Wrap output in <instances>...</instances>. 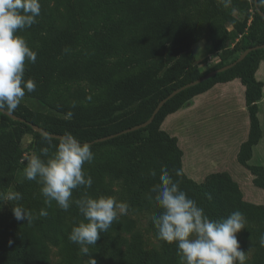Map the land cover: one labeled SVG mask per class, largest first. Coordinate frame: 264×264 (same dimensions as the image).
I'll return each instance as SVG.
<instances>
[{
  "label": "trees",
  "instance_id": "trees-1",
  "mask_svg": "<svg viewBox=\"0 0 264 264\" xmlns=\"http://www.w3.org/2000/svg\"><path fill=\"white\" fill-rule=\"evenodd\" d=\"M40 4L37 23L18 35L37 53L36 62L25 65V79H34L37 88L25 97L36 98L48 111L21 102L13 113L30 123L0 111V193L22 195L20 201L0 202V264H51L52 245L65 251L62 264L79 259L80 247L68 237L74 226L86 221L75 203L68 211L54 201L49 206L40 184L17 179L26 163L24 137H32L33 155H41L40 149L47 146L32 123L56 134L70 132L82 143L121 132L147 121L174 90L235 61L246 49L264 44L260 0L257 4L232 0L227 9L217 0H40ZM202 39L218 59L207 70L201 68L193 50ZM263 60L264 48L253 50L233 67L168 99L147 126L91 144L94 160L83 167L93 184L74 189L72 200L85 194L111 196L135 213H149L150 230L159 241V247L147 248L136 221L120 216L92 245V253L97 248L111 256L118 254L119 264H180L176 244L160 240L151 221L161 211L151 188L159 183L160 169L166 166L210 219L241 211L246 227L237 237L246 252V264H264V247L258 243L264 235V202L247 200L229 171L212 172L202 181L188 175L178 136L163 127L170 114L195 97L219 83L239 79L245 87L249 130L237 158L264 191V165L250 163L263 137L259 103L264 82L257 77ZM174 169H182L183 175L176 177ZM153 170L156 176L151 175ZM11 203L29 210L31 222L17 221ZM41 209L47 210V217L39 216ZM123 233H130V239Z\"/></svg>",
  "mask_w": 264,
  "mask_h": 264
},
{
  "label": "clouds",
  "instance_id": "clouds-1",
  "mask_svg": "<svg viewBox=\"0 0 264 264\" xmlns=\"http://www.w3.org/2000/svg\"><path fill=\"white\" fill-rule=\"evenodd\" d=\"M229 8L232 0H217ZM264 4V0H260ZM41 13L40 0H0V111L14 112L26 92L32 93L37 84L34 79H25L26 61L35 63L37 53L18 32L37 23ZM47 146L40 149L41 155H32L23 169L25 178L41 185L45 203L68 211L73 203L83 215L84 221L74 226L69 240L80 246L81 254L89 256L88 264H97L89 246L96 245L102 233H106L114 221L126 215L128 205L111 196L91 197L85 194L72 200L74 189L91 188L93 179L84 169L91 164L94 153L90 143H81L72 133L55 138L43 134ZM54 140H58L54 143ZM54 149V151H53ZM44 157V158H42ZM176 177L182 169H174ZM156 176V172H151ZM151 193L161 209L151 217L158 238L169 244L175 243L180 264H246V252L241 249L237 234L246 227L244 214L233 211L226 218L210 219L196 200L190 198L173 179L166 166L160 169L159 183ZM150 200L153 196L149 195ZM19 192L0 193V202L20 201ZM12 212L17 221L31 222L33 214L18 203ZM46 209L39 216L47 217ZM259 246L264 247V235L259 237Z\"/></svg>",
  "mask_w": 264,
  "mask_h": 264
},
{
  "label": "rangeland",
  "instance_id": "rangeland-1",
  "mask_svg": "<svg viewBox=\"0 0 264 264\" xmlns=\"http://www.w3.org/2000/svg\"><path fill=\"white\" fill-rule=\"evenodd\" d=\"M210 44L206 39L200 40L193 48L195 54L206 49ZM217 54L212 56L211 62L201 68L207 70L216 63ZM200 59L198 62H203ZM258 79L264 82V60L257 72ZM98 92V91H97ZM33 109L48 111V107L33 97H25L21 101ZM259 116L264 133V95L259 103ZM163 127L178 136L179 144L184 151V167L188 175L202 181L207 175L217 171H229L237 180L249 201L264 202V191L253 182V175L237 158L240 143L247 136L249 129V114L245 106V87L240 80L235 79L227 84H217L214 88L195 97L180 111L170 114ZM32 137L27 135L23 139L25 164L20 168L17 179L25 178L23 169L27 159L33 155L30 147ZM251 164L264 165V135L254 148ZM119 188L118 184L115 185ZM55 202V201H54ZM57 205V204H56ZM134 219L137 229L143 233L147 248L159 247V241L150 230V214L135 213L130 209L126 215ZM130 239V233H123ZM80 247V246H79ZM93 246H89L91 249ZM95 248V247H94ZM126 250V245L123 246ZM90 253L95 257L97 264H119L120 255L111 256L101 249L95 248ZM65 251L60 246L52 245L50 250V263L62 264ZM90 257L79 252V259L74 264H88Z\"/></svg>",
  "mask_w": 264,
  "mask_h": 264
},
{
  "label": "water",
  "instance_id": "water-1",
  "mask_svg": "<svg viewBox=\"0 0 264 264\" xmlns=\"http://www.w3.org/2000/svg\"><path fill=\"white\" fill-rule=\"evenodd\" d=\"M255 2H256V4H257L258 0H255ZM258 11H259V13L264 17V12H263L259 7H258ZM259 48H264V44H260V45L253 46V47H250V48L246 49L242 54H240V56H239L235 61H233V62H231V63H229V64H227V65H225V66H223V67H221V68L215 69V70H213V71L207 73L206 75L202 76L201 78H199V79H197V80H195V81H193V82H190V83H188V84H186V85H184V86H182V87H180V88L174 90L169 96H167L166 98L162 99V100L159 102V104H158V106L155 108L153 114L151 115V117H150L147 121H145V122H143V123H141V124L135 125V126H133V127H131V128L125 129V130H123V131H121V132H118V133H115V134H111V135H109V136L101 137V138H98V139H96V140H94V141H90V142H87V143L92 144V143H94V142L104 141V140L110 139V138H112V137H115V136H117V135H120V134H122V133H126V132H129V131H133V130H136V129H139V128H142V127L147 126L148 124H150V123L154 120V118H155V116L157 115V113L159 112L160 108L165 104V102H166L168 99L172 98V97L175 96L177 93H179L180 91L186 89L187 87H190V86L196 85V84H198V83H200V82H203V81H205V80H207V79L213 77V76L216 75L217 73H219V72H221V71H225V70H227V69L233 67V66L236 65L238 62L242 61V60H243V59H244V58H245V57H246L251 51L256 50V49H259ZM1 112H3V113H5V114L9 115L10 117H12V118L15 119V120H19V121H23V122H28L25 118H23V117H21V116L15 114V113H13V112H8V111H1ZM28 123H30V122H28ZM31 125H32V127H33L36 131H38V132H40V133H42V134H50L51 136H53V137H55V138H59V137L63 136V135H61V134H56V133L49 132V131L45 130L43 127H41V126L38 125V124H33V123H32ZM80 142H81V141H80ZM81 143H82V142H81Z\"/></svg>",
  "mask_w": 264,
  "mask_h": 264
},
{
  "label": "crops",
  "instance_id": "crops-1",
  "mask_svg": "<svg viewBox=\"0 0 264 264\" xmlns=\"http://www.w3.org/2000/svg\"><path fill=\"white\" fill-rule=\"evenodd\" d=\"M208 48H209V47H207L206 49H202L198 54H196L197 62H198L200 59H205L203 62H198L200 66H204V65H206V64L208 63V61L211 62L212 56L215 55V54H217V53H212V52H210ZM238 80H239V79H238ZM229 82H231V81H229ZM229 82H226V83H219V84H227V83H229ZM242 85H243V84H242ZM245 106H246V103H245ZM248 130H249V129H248ZM247 135H248V133H247ZM263 135H264V133H263ZM245 138H247V136H246ZM245 138H244V139H245ZM262 138H263V137H262ZM244 139H243V140H244ZM243 140H242V141H243ZM261 140H262V139H261Z\"/></svg>",
  "mask_w": 264,
  "mask_h": 264
}]
</instances>
